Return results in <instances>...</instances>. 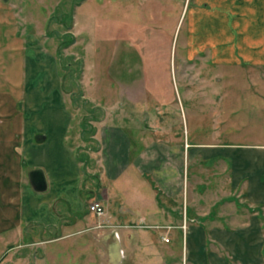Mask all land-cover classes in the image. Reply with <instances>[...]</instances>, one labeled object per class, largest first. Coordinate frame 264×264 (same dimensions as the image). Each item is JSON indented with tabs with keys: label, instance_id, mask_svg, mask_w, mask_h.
I'll use <instances>...</instances> for the list:
<instances>
[{
	"label": "crops",
	"instance_id": "0c3cea01",
	"mask_svg": "<svg viewBox=\"0 0 264 264\" xmlns=\"http://www.w3.org/2000/svg\"><path fill=\"white\" fill-rule=\"evenodd\" d=\"M262 1L231 0L233 11L240 17L238 35L232 33L222 39L211 28L210 33L196 38L194 27L200 17L195 19L189 47L204 40L210 41L209 45L217 42L212 60L221 62L223 49L229 48L234 56L230 47L239 40L246 62L253 67L264 66V32L255 20L260 17ZM220 2L214 4L226 7V0ZM218 18L217 10H213L211 23L216 24ZM5 23L2 21V26ZM4 31L1 28L0 259L6 256L15 264H36L39 244L66 241L75 234L74 229L99 221L89 211V204L98 201L106 208L105 218L119 224L122 233L136 227L153 230L154 245L177 249L188 264H264V144L242 149L231 146L223 151L217 144L185 143L166 121L168 100L159 99L163 104L159 113L152 112L158 109L155 97L141 100L149 111L144 128L129 117L134 114L132 96L113 97L115 120L99 118L96 133L86 142L90 138L96 143L90 161L92 157L100 162L102 171L88 173L92 161L84 171L69 138L75 117L68 109L61 82L53 80L47 96L33 84L42 81L37 73L34 80L37 67L26 57L25 34L33 39L37 36L9 28ZM233 56L230 61H235ZM25 70L28 78L22 77ZM18 71L22 72L19 81ZM130 83L124 87H135ZM213 157L218 160L206 165ZM193 162L198 171L191 188L187 165ZM36 170L45 176V191H37L32 185L31 175ZM85 174L93 178L92 182H87ZM223 177L224 195L214 189L212 196L211 186L219 179L222 182ZM206 183L209 189L199 193L198 186ZM50 233L52 238H45Z\"/></svg>",
	"mask_w": 264,
	"mask_h": 264
},
{
	"label": "rangeland",
	"instance_id": "374dc122",
	"mask_svg": "<svg viewBox=\"0 0 264 264\" xmlns=\"http://www.w3.org/2000/svg\"><path fill=\"white\" fill-rule=\"evenodd\" d=\"M220 1L0 0V31L9 28L11 32H34L37 36L33 39L25 34L29 50L26 57L37 67L34 77L37 73L42 81L39 85L35 77L33 84L47 96L53 80L61 82L68 109L75 117L71 144L89 159L91 149L97 146L90 138L86 143L85 137L92 133L90 128L83 131V125L96 128L102 117L113 122V97L125 96L133 97L130 108L134 114L129 117L142 127L149 111L141 100L155 97L158 109L152 112L159 113L163 108L159 99L164 98L168 100L166 121L185 143L217 144L229 151L231 146L242 149L264 144V66L253 67L246 62L239 40L230 47L234 56L229 48L223 49L226 53L221 62L212 60V48L219 47L217 42L209 45L210 41L204 40L189 47L190 28L199 17L194 27L196 38L204 37L211 28L222 39L239 34L240 17L233 11V3L226 0V7L215 5ZM261 6L260 17L255 20L262 33L264 0ZM213 10L219 15L216 24L209 19ZM9 49L14 48L9 45ZM218 51L220 54L221 47ZM230 56L235 61H230ZM26 70L24 76L16 72L17 81L21 76L28 78ZM129 82L135 87H124ZM216 160L217 157L210 158L206 165ZM91 161L88 173H101L100 162L92 157ZM224 165L223 161V171ZM197 171L194 162L187 165L191 188ZM85 175L87 182H92L93 178ZM222 182L219 179L211 186L212 196L215 190L224 195V177ZM208 189L206 183L197 191L202 194ZM111 207L114 211L113 200ZM97 218L99 221H91L81 230L74 229L75 234L66 241L39 244L36 264H188L177 249H164L162 243L154 245L153 230L136 227L122 233L123 228L111 219ZM52 233L45 238H52Z\"/></svg>",
	"mask_w": 264,
	"mask_h": 264
},
{
	"label": "built area",
	"instance_id": "2783aa9c",
	"mask_svg": "<svg viewBox=\"0 0 264 264\" xmlns=\"http://www.w3.org/2000/svg\"><path fill=\"white\" fill-rule=\"evenodd\" d=\"M89 207H90V211L95 213L99 217H104L107 214L103 204L98 202V201L92 202ZM164 240L166 242H169L170 238L169 237H164ZM0 264H14V263L12 261H10V260H7L5 257H3L0 260Z\"/></svg>",
	"mask_w": 264,
	"mask_h": 264
},
{
	"label": "water",
	"instance_id": "95a60500",
	"mask_svg": "<svg viewBox=\"0 0 264 264\" xmlns=\"http://www.w3.org/2000/svg\"><path fill=\"white\" fill-rule=\"evenodd\" d=\"M31 182L34 188L37 191H45L47 190V181L45 179V176L41 170L33 171L31 175Z\"/></svg>",
	"mask_w": 264,
	"mask_h": 264
},
{
	"label": "trees",
	"instance_id": "16d2710c",
	"mask_svg": "<svg viewBox=\"0 0 264 264\" xmlns=\"http://www.w3.org/2000/svg\"><path fill=\"white\" fill-rule=\"evenodd\" d=\"M72 41H74V39L72 40ZM71 41V42H72ZM70 42V43H71ZM70 43H68V44H70ZM65 90H66V88H65ZM85 120L86 119H84V123H85ZM87 128H90L89 130H90V132L92 133L90 136H93L94 134H95V128H93L91 125H90V127H88V125L87 124H85V125H83V131H86L87 130ZM95 131V132H94ZM86 133V132H85ZM84 134V133H83ZM87 134V133H86ZM88 137L89 136H87V137H85L86 138V140L88 139ZM91 140V139H90ZM77 159H78V161L80 162V163H83L84 165V171L87 169V166L91 163V161H90V159H89V157H88V155L87 154H83V153H78V151H77ZM261 214V218L263 217V213L261 212L260 213Z\"/></svg>",
	"mask_w": 264,
	"mask_h": 264
}]
</instances>
